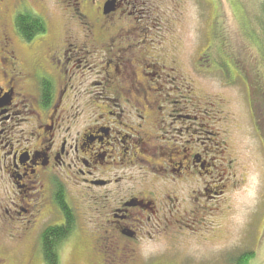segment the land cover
Returning a JSON list of instances; mask_svg holds the SVG:
<instances>
[{
	"label": "rangeland",
	"instance_id": "rangeland-1",
	"mask_svg": "<svg viewBox=\"0 0 264 264\" xmlns=\"http://www.w3.org/2000/svg\"><path fill=\"white\" fill-rule=\"evenodd\" d=\"M5 2L12 11L15 0ZM78 3L33 0L32 7L41 13V9L53 12L56 18L50 27L59 34L68 27L72 36L83 39L94 35L101 44V30H111L110 36H116L115 27L123 25L126 40L134 36L146 40L141 48L137 42L131 44L137 58L135 79L147 73L145 57L154 65L148 77L149 91L131 97L124 109L136 112L134 101H141L139 115L143 119L137 116L132 124H142L149 150L144 148L146 152L139 154L142 168L134 178L125 174L130 170L125 172L113 163L100 168L99 174L104 172L112 180L116 175L127 177L117 192L141 194L153 205L126 222L133 223L137 233L136 240H129L116 227L105 228L104 213L95 208L104 201L77 193L69 180L71 186L63 187L74 207L77 227L59 247L60 264H103V260L118 264H233L240 254L250 251L257 261L251 264H264V55L259 50H264L263 23L259 22L264 21V0H128L107 19L101 14L105 0H97L94 6ZM79 11L91 24L80 23ZM130 12L135 14L133 19ZM143 14L151 19L141 22H148L147 30L132 32ZM219 37L227 54L219 46ZM124 46L127 49L126 42ZM23 57L29 62L30 57ZM89 67L83 63L91 81L101 80L97 73L94 78ZM82 71L76 79L81 84L85 82ZM113 81L117 87L123 86L121 76ZM74 100L89 106L102 101L100 95H79L65 108L74 105ZM67 113L74 115L70 110ZM56 115L51 110L49 120ZM180 115L191 116L183 119ZM88 120L76 119L75 131L83 133L86 128L82 125ZM57 131L71 142L79 137L72 131L68 136L64 128V133L61 128ZM199 156L206 169L202 163H193ZM186 159V168L174 172ZM21 191L10 174L0 173V264H46L40 247L42 231L48 225L62 224L66 217L56 211L53 204L57 200L53 202L47 192L37 211L21 212V208L30 209L26 202L34 201L33 194L23 199L28 192L21 195ZM111 237L120 245V256L112 252Z\"/></svg>",
	"mask_w": 264,
	"mask_h": 264
},
{
	"label": "flooded vegetation",
	"instance_id": "flooded-vegetation-1",
	"mask_svg": "<svg viewBox=\"0 0 264 264\" xmlns=\"http://www.w3.org/2000/svg\"><path fill=\"white\" fill-rule=\"evenodd\" d=\"M32 1L15 0L13 10L9 11L5 0H0V173L10 174L16 187L28 192L24 194L23 199H28L33 194L31 198L34 201L25 203L30 209L20 207L21 212L25 214L38 210L44 192L52 196L53 202L56 201L60 187L64 189L62 194L66 193L70 202L69 193L63 186L70 187L71 180L78 190L77 193L104 201V205L95 208L99 213H104L102 218H105V228L116 227L115 230L121 236L136 240L137 233L133 230V223L126 222L135 217L140 210L147 212L148 209H152L153 203L143 198L141 194L126 195L117 192L121 189L123 181L128 178L116 175L117 178L112 180L104 172H100V175L99 169L113 163L125 172L130 170L125 174L134 178V174L142 168L141 164L138 165L139 154L145 153L148 149L146 142L148 135L141 127L142 124H132V120L137 116L143 119L139 115L141 101H134L137 109L133 110L136 112L129 108L124 109V104L130 101L131 97L148 94V77H151L154 65L145 57L142 61L147 63L148 75L142 74L135 79L134 76H137L138 72L134 67L137 58L131 44L137 42L138 48H141L146 45V40H135L136 36L126 40L127 30L123 25L115 27L116 36H110L111 30H101L102 37L98 39L101 44L97 43L94 35L87 38L84 36L83 39H79L76 34L72 36L68 27L59 34L58 30L50 27V22L54 21L56 15L43 9L42 13L38 12L32 7ZM68 1L79 5V0ZM80 1L91 6L97 2ZM113 1L116 10L105 14L106 3ZM125 1L128 0H105L101 14L106 19L109 18L108 15L117 13L122 6L121 2ZM25 13L42 20L47 27L46 31L32 35L30 40L24 38L16 26V20L20 14ZM7 14L9 23L6 22ZM77 15L83 20L80 22L82 25L91 24L84 12L79 11ZM129 15L130 19H133L135 14L130 12ZM144 18L151 20L149 15L146 17L143 14L136 26L137 29H133L132 32L147 30L145 25L148 24V20L141 23ZM132 32L131 35H134ZM120 37L124 42L120 43ZM125 42L127 49L124 48ZM23 55L30 57L29 62ZM103 57L105 59L101 60ZM83 63L90 66L89 70L92 71L94 78L96 76L94 73H97L101 80L91 81V77L87 76L83 68ZM81 68L85 80L83 84L76 81L81 76L78 72ZM117 76L124 79L121 87H117L113 81V77ZM82 86L85 87L81 88ZM46 89L47 100L44 96ZM79 95H88L89 98L100 95L102 101L100 104L96 102V105L89 106L74 100L76 102L74 105L65 108L72 98ZM111 101L114 104H111ZM51 110L58 113L56 119L53 118L52 121L49 120ZM68 110L74 115H69ZM190 116L179 117L190 119ZM63 117H66L68 122ZM87 117L90 120L82 125L86 130L83 133L75 131L73 127L76 119ZM62 123L68 125L62 127ZM58 128H61V131L64 128L68 136L72 131L71 134L79 137L75 142H71L68 137H61ZM186 162L187 159L183 160L182 164H178V169L173 171L179 173L182 166L186 168ZM193 163H202V158L199 156ZM137 165L139 169L135 168ZM109 168L111 170L110 166ZM202 168L206 169L203 163ZM22 191L19 194L22 195ZM71 194L75 196V193ZM18 198L20 199V195ZM22 202L24 203L23 200ZM109 245L113 249L112 252L115 250L116 255H121L120 245L113 243V237L109 238ZM103 264L118 263L115 260H103Z\"/></svg>",
	"mask_w": 264,
	"mask_h": 264
},
{
	"label": "trees",
	"instance_id": "trees-1",
	"mask_svg": "<svg viewBox=\"0 0 264 264\" xmlns=\"http://www.w3.org/2000/svg\"><path fill=\"white\" fill-rule=\"evenodd\" d=\"M28 12V11H27ZM43 21L33 16L30 13L20 14L16 20V26L19 29L21 35L30 40L32 35L46 31V25ZM262 24V30L264 32V21L259 20ZM258 27V26H257ZM259 28V27H258ZM222 37V36H221ZM219 37V46L226 52V45L223 38ZM264 45V44H263ZM261 54L264 55V50L259 49ZM208 59V57H206ZM215 58V55H214ZM263 66V64H259ZM48 90L45 91V99H48ZM57 207L56 211L62 213L66 220H61L62 224L48 225L44 228L40 238V247L46 264H60L59 247L65 242L77 227L76 215L73 212V207L68 201L66 193L62 194L61 190L56 195ZM257 262L255 253L253 251L244 252L240 254L233 264H251V262Z\"/></svg>",
	"mask_w": 264,
	"mask_h": 264
},
{
	"label": "water",
	"instance_id": "water-1",
	"mask_svg": "<svg viewBox=\"0 0 264 264\" xmlns=\"http://www.w3.org/2000/svg\"><path fill=\"white\" fill-rule=\"evenodd\" d=\"M116 10V7H115V2H107L105 7H104V12L105 14H108L112 11H115Z\"/></svg>",
	"mask_w": 264,
	"mask_h": 264
}]
</instances>
